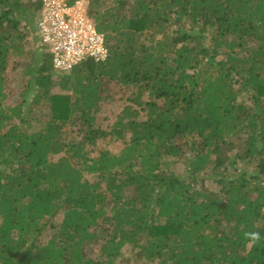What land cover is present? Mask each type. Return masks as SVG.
Here are the masks:
<instances>
[{
	"label": "trees",
	"instance_id": "16d2710c",
	"mask_svg": "<svg viewBox=\"0 0 264 264\" xmlns=\"http://www.w3.org/2000/svg\"><path fill=\"white\" fill-rule=\"evenodd\" d=\"M39 10L0 0V264H116L125 245L152 264H264V0H89L107 59L57 76L32 42L21 101L5 105ZM109 82L129 94L107 133L94 123ZM68 120L80 140L62 136ZM107 135L119 152L89 156Z\"/></svg>",
	"mask_w": 264,
	"mask_h": 264
},
{
	"label": "rangeland",
	"instance_id": "374dc122",
	"mask_svg": "<svg viewBox=\"0 0 264 264\" xmlns=\"http://www.w3.org/2000/svg\"><path fill=\"white\" fill-rule=\"evenodd\" d=\"M35 46H39V42L36 36V30L34 27V30L32 32L27 33L26 39H25V46H24V52L11 56L10 60L8 61V66L5 71L4 75V89L7 93V99L4 100L5 105H16L18 102L21 101V92L25 87L26 83V75L23 74V70L25 66L30 62L31 56L30 51H32L31 47L33 48V44ZM42 48V47H41ZM44 49V48H42ZM42 49H38L39 51H43ZM54 76V75H53ZM53 80H57V77L54 76ZM106 88L104 92V100L100 102L99 104V110L95 114V127H99L103 131L110 133L113 124L117 120L118 116L121 114L122 109L125 105L128 104L126 97L129 94V91H127L126 88L120 86L117 82H109L106 83ZM237 88V87H236ZM52 93H58L63 94L64 92L61 91L58 87L52 88ZM239 101L245 100L247 102V97L242 95V93L239 92ZM33 95H29L28 101L32 99ZM33 113L35 114L36 118H39V121H33L37 124V127H39L44 120L47 119V114L44 108H35L33 110ZM128 135V134H127ZM62 136L66 140H75L78 141L81 139L82 134L79 132L78 125L72 123L71 120H68L67 123L62 128ZM123 146V141L116 139L115 137H112L110 135L103 136L101 138H98L96 141V144L93 146H86V149L88 150L89 156H95L97 155L98 150H107L111 153H118L119 150ZM63 154L59 155H53L50 157L51 160H57L59 156H62ZM246 163L240 162L239 167H243ZM250 170H253V166L249 163L246 164ZM171 169L174 171L175 174L178 176L184 177L185 174V168L184 165L181 162H176L171 166ZM200 179H203V184L205 188H208L210 190L217 189L216 183L212 180L210 173L208 171H204L200 174ZM83 176L85 179L89 181H94L95 177L92 176V174L89 173H83ZM200 181L198 182V185H200ZM100 223V221H99ZM107 226V224H102ZM95 232L99 237V240H96L90 244L85 245L84 252L85 254L90 258H96L98 256V248L100 240L104 238V232L102 229H100V226L94 227ZM93 228V229H94ZM50 230H46L43 235L40 238V243L43 244L47 241L49 237ZM116 264H152L148 263L144 258H140L137 255V248H132L129 245H125L121 249V254L119 258L116 261Z\"/></svg>",
	"mask_w": 264,
	"mask_h": 264
},
{
	"label": "built area",
	"instance_id": "2783aa9c",
	"mask_svg": "<svg viewBox=\"0 0 264 264\" xmlns=\"http://www.w3.org/2000/svg\"><path fill=\"white\" fill-rule=\"evenodd\" d=\"M39 1L36 36L50 56L55 75H64L87 60L107 59L106 37L88 13L89 0Z\"/></svg>",
	"mask_w": 264,
	"mask_h": 264
},
{
	"label": "clouds",
	"instance_id": "9594fccd",
	"mask_svg": "<svg viewBox=\"0 0 264 264\" xmlns=\"http://www.w3.org/2000/svg\"><path fill=\"white\" fill-rule=\"evenodd\" d=\"M246 237H250L253 241H259L260 235L259 233H245Z\"/></svg>",
	"mask_w": 264,
	"mask_h": 264
},
{
	"label": "crops",
	"instance_id": "0c3cea01",
	"mask_svg": "<svg viewBox=\"0 0 264 264\" xmlns=\"http://www.w3.org/2000/svg\"><path fill=\"white\" fill-rule=\"evenodd\" d=\"M35 28H36V25H35ZM36 30V29H35Z\"/></svg>",
	"mask_w": 264,
	"mask_h": 264
}]
</instances>
